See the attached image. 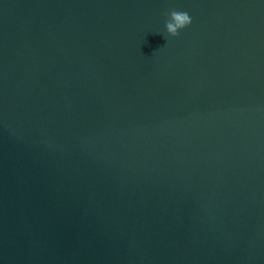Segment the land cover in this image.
<instances>
[{
  "label": "water",
  "instance_id": "1",
  "mask_svg": "<svg viewBox=\"0 0 264 264\" xmlns=\"http://www.w3.org/2000/svg\"><path fill=\"white\" fill-rule=\"evenodd\" d=\"M0 264H264V0H0Z\"/></svg>",
  "mask_w": 264,
  "mask_h": 264
},
{
  "label": "clouds",
  "instance_id": "2",
  "mask_svg": "<svg viewBox=\"0 0 264 264\" xmlns=\"http://www.w3.org/2000/svg\"><path fill=\"white\" fill-rule=\"evenodd\" d=\"M165 28L168 36L178 37L180 32L192 24V18L186 11L171 9L166 14Z\"/></svg>",
  "mask_w": 264,
  "mask_h": 264
}]
</instances>
